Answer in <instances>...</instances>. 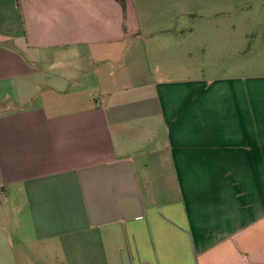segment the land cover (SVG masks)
Masks as SVG:
<instances>
[{
  "label": "crops",
  "instance_id": "obj_1",
  "mask_svg": "<svg viewBox=\"0 0 264 264\" xmlns=\"http://www.w3.org/2000/svg\"><path fill=\"white\" fill-rule=\"evenodd\" d=\"M0 264H264V0H0Z\"/></svg>",
  "mask_w": 264,
  "mask_h": 264
},
{
  "label": "trees",
  "instance_id": "obj_2",
  "mask_svg": "<svg viewBox=\"0 0 264 264\" xmlns=\"http://www.w3.org/2000/svg\"><path fill=\"white\" fill-rule=\"evenodd\" d=\"M121 2H122V5H124V6H125V0H121Z\"/></svg>",
  "mask_w": 264,
  "mask_h": 264
}]
</instances>
